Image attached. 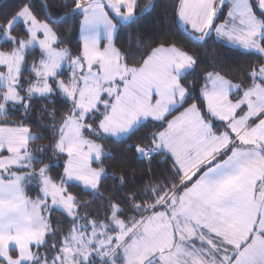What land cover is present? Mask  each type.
I'll use <instances>...</instances> for the list:
<instances>
[{
    "label": "snow or ice",
    "instance_id": "1",
    "mask_svg": "<svg viewBox=\"0 0 264 264\" xmlns=\"http://www.w3.org/2000/svg\"><path fill=\"white\" fill-rule=\"evenodd\" d=\"M0 264H264V0H0Z\"/></svg>",
    "mask_w": 264,
    "mask_h": 264
},
{
    "label": "trees",
    "instance_id": "2",
    "mask_svg": "<svg viewBox=\"0 0 264 264\" xmlns=\"http://www.w3.org/2000/svg\"><path fill=\"white\" fill-rule=\"evenodd\" d=\"M3 3H10L11 0H2ZM70 23V22H69Z\"/></svg>",
    "mask_w": 264,
    "mask_h": 264
}]
</instances>
